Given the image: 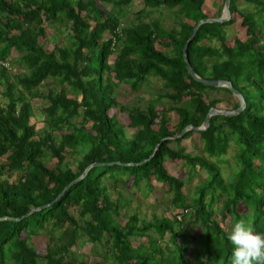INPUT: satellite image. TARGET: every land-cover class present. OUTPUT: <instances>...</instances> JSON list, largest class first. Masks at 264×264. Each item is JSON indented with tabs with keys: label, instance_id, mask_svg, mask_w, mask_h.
Wrapping results in <instances>:
<instances>
[{
	"label": "trees",
	"instance_id": "trees-1",
	"mask_svg": "<svg viewBox=\"0 0 264 264\" xmlns=\"http://www.w3.org/2000/svg\"><path fill=\"white\" fill-rule=\"evenodd\" d=\"M134 1L0 0V59L8 58L13 48L27 71L7 75L0 68V217L20 218L0 220V264H230L224 221L232 228L244 220L264 234V0H247L253 9H240L230 0V19L201 24L187 46L193 69L206 79L229 80L243 95L245 107L235 115L211 116L204 130L164 140L189 124L203 123L208 110L222 100L210 96L211 91L229 94L232 109L240 105L228 88L193 79L182 57L194 25L219 16L222 5L213 10L206 0H141L143 7L129 24H122L119 9ZM162 7L176 8V27L164 29L158 19H147ZM237 15L244 35L227 40L225 27ZM55 22L68 29L67 41L47 49L46 26ZM215 39L218 45L211 44ZM149 76L162 80L155 101L166 99L168 104H120V83L136 91ZM48 78L67 84L70 92L64 87L41 90ZM34 99L44 104L41 129L32 121ZM114 108L125 112L126 126L110 112ZM170 111L177 114L173 129ZM194 133L204 154L187 152L182 145ZM230 145L237 163L232 181L209 158L219 159ZM51 158L56 159L53 166L46 164ZM166 159L182 161L188 180L196 166L207 173L191 200L185 201L182 191L186 180L168 172ZM112 161L136 164L108 163ZM93 162L105 164L90 167L52 204L24 216L53 201ZM152 180L173 192L178 210L171 218L153 214L146 220L133 212L124 223L117 221L126 202L113 199L110 189L141 181L150 187ZM214 202H221L217 212ZM189 211L200 226L197 253L181 226ZM43 232L47 241L39 249L32 240ZM164 232L172 245L165 249L152 234ZM84 241L106 245L110 262L74 253L76 243Z\"/></svg>",
	"mask_w": 264,
	"mask_h": 264
},
{
	"label": "rangeland",
	"instance_id": "rangeland-1",
	"mask_svg": "<svg viewBox=\"0 0 264 264\" xmlns=\"http://www.w3.org/2000/svg\"><path fill=\"white\" fill-rule=\"evenodd\" d=\"M224 0H206V3L210 5L211 9H216V7L222 5L223 8ZM237 6L240 9H253L254 5L247 0H236ZM108 7H111L110 4H107ZM143 7V2L141 0H136L132 2L130 5L119 9L121 13L118 15L122 24H129L134 17V12ZM175 9L168 8H160L158 10L153 11L151 15L147 19H158L162 24L164 29H169L171 27L177 26L178 16L175 12ZM240 18L238 15L235 17V21L233 24L225 27V36L227 40H231L234 36L242 37L244 35V29L240 26ZM68 37V29L63 26L61 22H55L53 24L46 26V33L43 39L44 47L50 49L54 43L57 44H66V39ZM204 42H208L204 40ZM211 44L218 45V40L211 41ZM20 56L17 50H11L9 55V60L11 61L10 69L6 71V74L12 73H21L27 72L26 68L18 62L16 59ZM112 57H110L111 60ZM161 83L162 80L155 76H149L146 81L140 84L139 88L133 91L128 84L120 83L116 87L117 97L120 104H124L125 106H139L141 108H146L150 103H157L166 105V99H160L159 101H155L158 96V93L161 91ZM41 90H59L61 87H64L66 92H70L67 84H60L56 79L48 78L44 82L40 84ZM2 79L0 78V98H2ZM210 96L219 97L222 99L217 105L218 109H232L233 103L227 94L223 90L211 91ZM32 109H33V118L32 121L35 122L36 129H41L43 126V118L45 117L42 106L44 105L41 99L31 100ZM111 113H114L121 124L126 126L128 124L129 118L125 114L124 111H121L119 108L111 109ZM170 121V128L173 129L176 121L177 114L174 111L168 112ZM81 118L78 117L77 120ZM131 130V128H127ZM57 132V131H56ZM131 132V131H130ZM170 145H175V142L172 141ZM182 145L186 148L187 152L191 153H203L202 149V141L198 138L197 134L194 133L190 137L182 140ZM234 147L230 145L226 152L221 154L219 159H215L209 157L211 160H216L218 163L222 175L226 180L232 181L234 179L232 173L233 170L237 168V163L234 159ZM204 154V153H203ZM69 165L74 164V158L68 156L66 158ZM56 159L51 158L46 161V164L49 166H53ZM164 165L168 172L176 177L183 178L186 180V184L183 186L182 191L185 194V201L191 200L196 195V186L201 183L206 177L207 173L202 168L196 166L195 169L192 170L191 177L188 180V176L190 175L188 172L187 166L182 163L180 160L171 161L170 159H166ZM104 181H108L107 178H104ZM110 193L113 199H120L121 201L126 202V207L121 210V214L117 217V221L120 223H124L127 215L136 212L141 217L149 220L153 214L156 216L164 215L166 217L171 218V215L178 210L173 202V192L167 189V186L162 184L161 182H157L155 180L151 181V186L149 187L144 181L140 182L139 186H131L130 184H126L125 186H118L116 188H111ZM221 206V202H214L212 208L215 212ZM191 211V209H190ZM190 211L187 212V215L184 218V223L181 225L184 231L186 232L188 243L192 248L193 252L197 253L200 247L199 239H200V226L199 223L192 220ZM218 222L221 220L216 216ZM225 229L228 231L231 230V222L228 220L224 221ZM153 237L157 239V244L165 249L164 247L168 245L171 247V243L169 240V234L164 232L160 233H152ZM47 241V233L43 232L39 236H35L32 240V243L37 248L41 249L45 242ZM72 251L76 253L79 257L94 260H101L102 257L107 258L106 261L110 262V258L107 256V246L100 244H92L91 242L84 241L81 244L79 242L72 248ZM103 258V260H104ZM190 258V257H189ZM188 264H193L192 260H189Z\"/></svg>",
	"mask_w": 264,
	"mask_h": 264
},
{
	"label": "water",
	"instance_id": "water-1",
	"mask_svg": "<svg viewBox=\"0 0 264 264\" xmlns=\"http://www.w3.org/2000/svg\"><path fill=\"white\" fill-rule=\"evenodd\" d=\"M231 17V13H230V0H224L223 1V8L222 11L220 13L219 16L216 17H208V18H202L200 20H198V22L194 25L192 32L189 36V38L186 40L184 46L182 47V57L183 60L185 62L186 68L190 74V76L195 79L198 82H201L205 85L208 86H212V87H226L230 90V92L232 93V95H234L238 101H239V107L234 108V109H218L216 107H211L207 114L206 117L203 121V123L199 126H194L192 124L187 125L186 127H184L177 135H174L172 137H165L164 139H177L179 137H181L183 135L184 132L188 131V130H204L208 127L209 122H210V117L213 115H235L238 114L244 107H245V99L243 97V95L232 85V83L229 80L226 79H206L201 77L192 67L189 58H188V54H187V46L189 44V42L193 39L198 27L203 24V23H207V22H225L227 20H229ZM161 140V141H162ZM159 146V144L156 146L155 150L157 149V147ZM152 156V155H151ZM150 156V157H151ZM149 157V158H150ZM143 162V161H141ZM109 164H122V165H134L136 163L134 162H129V163H124V162H120V161H112V162H108ZM101 164H105V163H100V162H93L89 165L86 166V168L84 169V171L75 179H73L69 184H67L64 189L61 191V193L51 202L47 203V204H43L41 206L38 207H34L31 208L24 216H27L28 214H30L31 212L38 210V209H42L50 204H52L55 200H57L59 198V196L67 189L69 188L73 183L79 181L80 179H82L85 175L86 172L88 171V169L92 166L95 165H101ZM23 216V217H24ZM2 219H20V218H13V217H8V216H2L0 217V220Z\"/></svg>",
	"mask_w": 264,
	"mask_h": 264
},
{
	"label": "clouds",
	"instance_id": "clouds-1",
	"mask_svg": "<svg viewBox=\"0 0 264 264\" xmlns=\"http://www.w3.org/2000/svg\"><path fill=\"white\" fill-rule=\"evenodd\" d=\"M231 245L230 264H264V234L254 232L244 220H237L227 235Z\"/></svg>",
	"mask_w": 264,
	"mask_h": 264
},
{
	"label": "built area",
	"instance_id": "built-area-1",
	"mask_svg": "<svg viewBox=\"0 0 264 264\" xmlns=\"http://www.w3.org/2000/svg\"><path fill=\"white\" fill-rule=\"evenodd\" d=\"M0 68L10 69V62L8 58L0 59Z\"/></svg>",
	"mask_w": 264,
	"mask_h": 264
}]
</instances>
